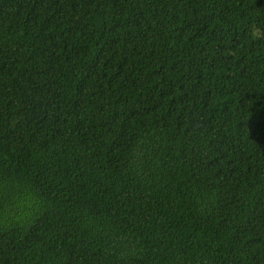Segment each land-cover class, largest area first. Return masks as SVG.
<instances>
[{"label": "trees", "instance_id": "1", "mask_svg": "<svg viewBox=\"0 0 264 264\" xmlns=\"http://www.w3.org/2000/svg\"><path fill=\"white\" fill-rule=\"evenodd\" d=\"M0 264H264V0H0Z\"/></svg>", "mask_w": 264, "mask_h": 264}]
</instances>
